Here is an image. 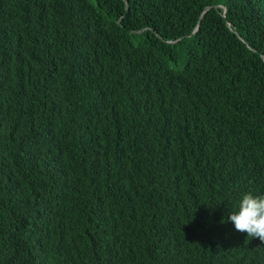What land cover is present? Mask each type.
Here are the masks:
<instances>
[{
    "label": "trees",
    "instance_id": "trees-1",
    "mask_svg": "<svg viewBox=\"0 0 264 264\" xmlns=\"http://www.w3.org/2000/svg\"><path fill=\"white\" fill-rule=\"evenodd\" d=\"M249 191L264 0H0V264H264Z\"/></svg>",
    "mask_w": 264,
    "mask_h": 264
},
{
    "label": "clouds",
    "instance_id": "clouds-1",
    "mask_svg": "<svg viewBox=\"0 0 264 264\" xmlns=\"http://www.w3.org/2000/svg\"><path fill=\"white\" fill-rule=\"evenodd\" d=\"M227 219L234 224L235 230L264 242V194L244 193Z\"/></svg>",
    "mask_w": 264,
    "mask_h": 264
}]
</instances>
